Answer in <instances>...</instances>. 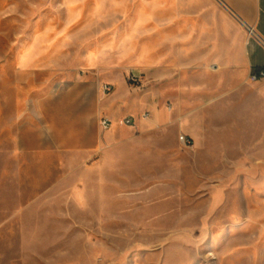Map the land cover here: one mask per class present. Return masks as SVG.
<instances>
[{"label": "rangeland", "instance_id": "obj_1", "mask_svg": "<svg viewBox=\"0 0 264 264\" xmlns=\"http://www.w3.org/2000/svg\"><path fill=\"white\" fill-rule=\"evenodd\" d=\"M213 16L223 52L206 30L171 71L177 33ZM231 16L218 0H0V264H264V77L230 66L246 34ZM180 81L183 120L153 122ZM79 83L109 106L98 127L115 113L99 152L28 149L38 99Z\"/></svg>", "mask_w": 264, "mask_h": 264}, {"label": "crops", "instance_id": "obj_2", "mask_svg": "<svg viewBox=\"0 0 264 264\" xmlns=\"http://www.w3.org/2000/svg\"><path fill=\"white\" fill-rule=\"evenodd\" d=\"M221 1L225 5L218 0L220 7L225 6L232 15L229 21L237 27V19L240 20L247 34L243 35L242 40H239L237 35L235 37L230 35L232 36L230 37V44L225 50V52H230V66L240 67L243 77L246 78L255 69H264V0ZM189 21L190 19L186 16H181L176 22L172 23L171 27L177 25L184 28ZM248 28H251L256 36H251ZM206 30L213 32V43L209 45L210 49L207 51L211 52L209 56L216 58L223 52L220 41L216 42V36L221 33V17L213 16L208 20L201 18L198 22V29H193L188 33H177L173 47L167 51L169 52L167 62L171 61V64L167 67L171 68V71L175 67H180V70L183 71L185 69V58L199 56L200 52H206L204 43ZM196 36L198 46L190 48L189 44ZM200 43H202L203 47H199ZM262 84L264 92V80ZM78 85L76 89L71 91L72 95L68 98L43 97L38 99L36 141L33 138L29 143L28 149L39 152H70L85 157H93L99 152L101 147L99 144L103 143V138L109 137L114 122L112 121V126L108 130H104L101 127V119L99 120V127L96 122L103 111H108L109 106L107 108L104 107L105 99L102 98L101 92H99V100H90L85 96V89L88 84L79 83ZM176 88L178 89V94L172 96V109L159 113L156 108L153 122L160 121L162 117L168 118L170 114L169 119H173L174 115L172 113L182 110L183 105L186 104L184 97H182L184 91L183 81L178 82ZM125 102L126 99L124 98L116 99L111 102V106L123 109ZM179 113L180 115L178 116L183 120L184 113L182 114L181 111ZM114 115V112L109 115L111 120ZM182 122L181 126L183 127ZM188 133H190V130Z\"/></svg>", "mask_w": 264, "mask_h": 264}, {"label": "built area", "instance_id": "obj_3", "mask_svg": "<svg viewBox=\"0 0 264 264\" xmlns=\"http://www.w3.org/2000/svg\"><path fill=\"white\" fill-rule=\"evenodd\" d=\"M248 32L251 36H256L255 32L251 28H248ZM263 77H264L263 71H260L259 74H257L256 72L251 73V78L253 80H258ZM127 78H128V81L131 82L132 84H139L141 82V76L139 74L133 73V74L128 75ZM113 87L114 86L112 84L106 83L103 85V92L109 93L113 90ZM124 122L130 125L133 123V119L131 117H128V118H125ZM100 125L104 130H108L112 126V121L107 117H103L101 118ZM179 140L185 145H190L192 143L191 139L185 134H181L179 136Z\"/></svg>", "mask_w": 264, "mask_h": 264}, {"label": "trees", "instance_id": "obj_4", "mask_svg": "<svg viewBox=\"0 0 264 264\" xmlns=\"http://www.w3.org/2000/svg\"><path fill=\"white\" fill-rule=\"evenodd\" d=\"M260 71L264 72V69H255L253 72H256L257 74H259Z\"/></svg>", "mask_w": 264, "mask_h": 264}, {"label": "water", "instance_id": "obj_5", "mask_svg": "<svg viewBox=\"0 0 264 264\" xmlns=\"http://www.w3.org/2000/svg\"><path fill=\"white\" fill-rule=\"evenodd\" d=\"M223 5H225L221 0H219Z\"/></svg>", "mask_w": 264, "mask_h": 264}, {"label": "bare ground", "instance_id": "obj_6", "mask_svg": "<svg viewBox=\"0 0 264 264\" xmlns=\"http://www.w3.org/2000/svg\"><path fill=\"white\" fill-rule=\"evenodd\" d=\"M186 106V105H185Z\"/></svg>", "mask_w": 264, "mask_h": 264}]
</instances>
